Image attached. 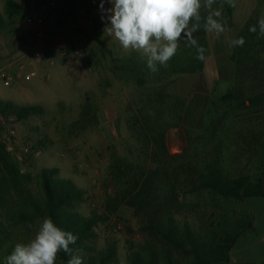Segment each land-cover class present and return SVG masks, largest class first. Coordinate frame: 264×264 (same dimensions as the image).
Wrapping results in <instances>:
<instances>
[{"label": "rangeland", "instance_id": "rangeland-1", "mask_svg": "<svg viewBox=\"0 0 264 264\" xmlns=\"http://www.w3.org/2000/svg\"><path fill=\"white\" fill-rule=\"evenodd\" d=\"M13 1L22 9V17H9L4 8L5 0H0V13L5 19V28L0 31V67L17 57L21 46L30 39L29 30L24 24L28 0ZM214 11L221 12L219 19L225 25V31L219 37L204 28L206 17ZM90 14L96 16V36L86 33L87 27L82 25L84 35L77 44V54L52 65L74 60L75 70L72 69L64 78L60 75L47 78L40 74L26 83H13L8 87L0 83V103L10 105L0 111V141L6 144L22 171L34 175L41 168H55L56 176L70 179L83 192L74 202L75 211L82 216L102 213L106 196L114 192L108 177L109 154L113 151L132 164L144 158L143 153H147L148 149L146 152L141 136L134 131L132 110L138 108L140 100L144 101V108L147 106V90L168 84L169 81L172 83L167 88H170L168 93L171 95L158 102L155 110L146 108L144 112L151 118L160 114L164 123L178 124L167 127L164 134L168 154L181 155L185 152L182 159L172 162L174 166L190 161L202 152L205 156L209 155L214 143L219 145V166L223 170H253L256 167L257 160L252 158L247 161L245 153L236 148L232 141L233 130L241 128L239 122H234L233 113L225 115L215 141L206 145L207 134L196 131L201 124L203 110H195L198 101L195 96L201 95L206 99L211 112L205 120L208 122L220 114L213 111L218 108V103L213 102L214 106L210 104L213 96L222 95L232 87L236 70L245 75L252 72V77L257 76L256 80L258 77L264 79V38H258L257 34L249 31L264 15V0H235L234 7L226 0H220L210 10L202 8L200 26L193 35L198 45L205 49V59H197V48L181 41L168 66L160 67L158 73L147 75L143 86L137 83L136 78L147 67L146 59L135 51L124 50L114 37L104 33L106 25L101 20L98 7L96 12L91 10ZM240 37L246 41L243 47H233L231 41ZM192 60L200 67L191 74L186 71L179 74L178 69L189 67ZM76 72L85 73L94 87L85 88ZM248 81V78L244 81L246 86ZM171 96L181 98L186 107L180 123L171 113ZM25 105H37L41 110L16 121L12 115L13 108ZM252 116V124L259 125L264 132V105L255 110ZM246 118L247 115H240L238 120L245 123ZM181 129L187 137L190 135L189 140ZM186 131H190L189 134ZM33 146L37 148L33 150ZM147 161L146 164H150ZM29 188L37 193L35 184L31 183ZM195 202L203 205L208 204L210 199L205 193L185 195L183 203L187 205L181 206V216L194 229L200 217L197 210L193 211L189 206ZM219 209L230 218L238 212L241 222L250 221V227H264V198H248L243 205L219 204ZM118 214L124 218L122 221L111 218L110 221L98 222L92 228L96 234L92 246L100 250L107 244H113L118 263L123 264L126 242L141 238L132 214L123 207L119 208ZM41 221L6 226L0 238L1 247L9 243L27 242L34 236ZM238 253L236 241L228 264H242L239 263ZM248 264L253 263L250 261Z\"/></svg>", "mask_w": 264, "mask_h": 264}, {"label": "trees", "instance_id": "trees-1", "mask_svg": "<svg viewBox=\"0 0 264 264\" xmlns=\"http://www.w3.org/2000/svg\"><path fill=\"white\" fill-rule=\"evenodd\" d=\"M4 8L9 17L23 16L22 9L13 0H5ZM4 28L5 19L0 13V31ZM235 62L237 64V59ZM189 65L179 68V74L185 71L191 74L200 67V64H193V60ZM172 72L175 73V70ZM151 74L145 67L140 77L136 78L137 83L143 86L145 77ZM256 77H252V72L245 75L236 70L232 87L222 95L213 96L210 104L217 102L218 108L213 111L220 114L208 122L205 120L211 112L206 99L201 95L195 96L198 99L195 110H203L201 124L196 131L207 134L206 145L215 141L225 115L233 113L234 122H239L241 128L233 130L232 141L245 153L247 161L252 158L257 160L253 170H223L219 166V145L214 143L209 155L205 156L202 152L190 161L177 166L172 164L182 159L185 152L181 155L168 154L164 134L167 127L178 124L164 123L160 114L151 118L144 112L146 108L155 110L158 102L171 95L168 93L170 88H167L172 83L169 81L147 90V106L144 108V101L140 100L138 108L132 110L134 131L141 136L146 152L148 149L147 153H143L144 158L132 164L113 151L109 154L108 177L114 192L106 196L100 214L80 215L74 210V202L83 193L80 188L70 179L56 176L55 168H41L34 175L22 171L6 144L0 141V238L6 226L26 225L51 217L60 228L78 234L79 239L73 247L81 249L84 264H119L113 244H107L100 250L94 249L92 241L96 234L92 228L98 222L110 221L111 218L122 221L124 218L118 210L123 207L135 218L141 238L126 242L123 264H228L231 249L240 235L249 229L251 222H241L238 212L230 218L227 213L219 211V204L243 205L248 198H264V132L259 125L252 124L253 112L264 105V79L258 77L256 80ZM247 78L246 86L244 81ZM163 88H167V92ZM171 97L174 101L171 113L180 123L186 107L181 98ZM9 106L0 103V111ZM40 110L37 105L17 106L13 108L12 115L19 121ZM240 115L248 116L245 123L238 120ZM181 132L186 139H190L184 130L181 129ZM186 132L189 134L190 131ZM36 148L33 146V150ZM147 160L150 164H146ZM31 183L36 185L37 193L30 190ZM203 193L209 196L208 204L195 202L189 206L191 210H197L200 217L194 229L181 216V206L187 205L183 203L185 195ZM15 244L0 245V264ZM68 259L61 252L56 264H67Z\"/></svg>", "mask_w": 264, "mask_h": 264}, {"label": "clouds", "instance_id": "clouds-1", "mask_svg": "<svg viewBox=\"0 0 264 264\" xmlns=\"http://www.w3.org/2000/svg\"><path fill=\"white\" fill-rule=\"evenodd\" d=\"M217 0H107L111 6L105 8L101 0L99 10L105 23L104 33L114 37L126 51H135L146 59L151 73L177 53L181 41L197 48V59L204 60L205 49L199 46L194 33L200 26L201 9H212ZM235 6V0H226ZM223 7V4L220 5ZM221 12L209 14L204 23L207 32L217 37L225 31L220 22ZM258 38H264V15L256 25L249 28ZM243 37L231 41L233 47H243ZM78 234L60 228L51 217H44L34 236L27 242L15 244L3 264H56L58 254L63 252L69 259L67 264H84L81 249L74 248Z\"/></svg>", "mask_w": 264, "mask_h": 264}, {"label": "crops", "instance_id": "crops-1", "mask_svg": "<svg viewBox=\"0 0 264 264\" xmlns=\"http://www.w3.org/2000/svg\"><path fill=\"white\" fill-rule=\"evenodd\" d=\"M39 0H28L29 8L36 5ZM41 2L49 0H40ZM56 5V11L63 15V21L53 27L48 34V41L55 42L57 40L65 41L71 44L74 49L73 57L77 54V44L79 39L83 37L84 32L81 31V26H86V33L95 37L96 35V16L90 14L91 10L96 12V7L99 8L101 0H51ZM105 7L111 6L105 0ZM76 37L77 41L72 43V38ZM30 40V39H29ZM28 40V41H29ZM70 57V58H71ZM80 57V56H79ZM68 64L71 66L69 67ZM75 70L74 60H68L62 65L49 66L43 64L41 67H36V74H44L46 77H54L60 75L67 76L71 71ZM78 80L83 82L85 88L94 87L92 80L85 74L76 72ZM239 263L242 264H264V227H250L244 231L237 240ZM253 250V251H252Z\"/></svg>", "mask_w": 264, "mask_h": 264}, {"label": "built area", "instance_id": "built-area-1", "mask_svg": "<svg viewBox=\"0 0 264 264\" xmlns=\"http://www.w3.org/2000/svg\"><path fill=\"white\" fill-rule=\"evenodd\" d=\"M63 21V15L57 13L53 1L40 0L32 5L24 19L30 33V40L21 46L17 57L0 67V83L8 87L13 83L29 82L36 74V67L43 64L52 66L57 61L69 59L75 52L71 44L57 40L48 41L50 30ZM77 41L72 38V43Z\"/></svg>", "mask_w": 264, "mask_h": 264}]
</instances>
